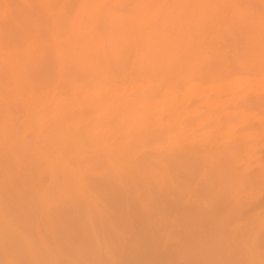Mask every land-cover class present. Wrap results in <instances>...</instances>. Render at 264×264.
<instances>
[{"label":"bare ground","instance_id":"6f19581e","mask_svg":"<svg viewBox=\"0 0 264 264\" xmlns=\"http://www.w3.org/2000/svg\"><path fill=\"white\" fill-rule=\"evenodd\" d=\"M21 1H23L22 6L16 0H0V153L5 157L3 161L0 160V177L2 176V181L8 180L10 184H13V180L15 179L24 181L28 176L33 177L31 171L28 170L29 165L23 159V154L19 148V143L26 138L19 135L21 134L19 127L22 124L19 121L24 119L23 124L26 120L29 127L32 128V142L38 149L37 153H40L39 156L43 160V171L48 174V183H50V185H46L47 187L42 185L36 186L41 203L35 209V230L38 240L41 241V245L45 248L46 252V254L40 253L41 261L48 263L47 258L50 255L52 259V262H49L50 264H61L63 259H65L63 262L68 261L65 254L62 255L65 258L63 257L62 260L58 259L61 254H59L61 251L59 243L61 241L63 243L62 233L66 234V228L70 227L68 229L73 232L75 230L73 226L74 222L76 221L75 226H77V223L82 221L81 219L85 221L86 214L95 220L98 219L103 224L104 221L102 219L106 216L105 212L110 209L114 211V216L121 222L123 230L127 231L129 229L127 232H121V230L118 231L119 228L115 229L114 227V230H117L116 234L119 233V240L121 238L119 237L120 235H123V238L129 237H126L128 239L125 242H128L129 245L128 243V246L123 244L122 247L121 242L124 241L122 239L123 241L119 242L121 247L123 249L126 247L130 251L132 249L133 252L131 253L136 254L137 252V257H140L144 264H165L168 257L165 256L166 260L163 263L164 257L163 259L160 257L162 253L159 256L161 251H159L158 257L156 252L153 251L152 240L150 244L149 239L154 240L153 233L159 232L157 230V232H153L157 226L160 227L162 224L159 221L162 219L159 217H164L162 222H168L165 218L168 216L169 219L170 215L168 214L171 213L167 212L166 209L170 207L168 210L170 211L172 205L174 206V204L181 202L180 199L183 196L179 194L183 193H181V187L179 189V184L180 182L184 183V181L181 180L183 178L181 176L183 171L180 172V170L184 167L185 162L178 152H173L170 155H168L169 153L165 154L163 158L160 157L162 160H160L161 164L159 168L164 177L172 184L171 189L162 193L146 186L147 190L141 192V187L139 188L137 185L136 179H145L147 174L156 168L152 165L153 162L151 163L148 160L142 161V157L140 158L142 162L131 160L132 157L130 156V159L129 151L133 143L137 144L135 141L139 139L138 137L141 139L142 134L143 136H147V134L143 133L144 130H141L142 125L138 124L140 123L138 120L142 122L143 119L148 118L150 113H152L148 109L152 110L151 105L154 104L152 102L155 99L154 95H156L155 92L157 91L152 90L154 91L153 94L149 89L153 86L171 88L178 80L185 79L187 75H192L193 71L199 70L201 62L203 63V60L207 58L209 53L215 56L217 64H215L214 69L211 68L213 71L210 73L212 75L210 76L211 78L209 77L210 82H216L218 85H220V81L225 79V75L228 77V72L234 69L235 66L242 68V66L246 67L248 64H257L259 67H264V14L262 11L264 10V0H138L137 3L131 1V4L132 2L134 4L129 7V10L119 14H114L115 10H113V12L115 11L114 13L110 12L107 10L108 8L106 9V6L105 9L102 8L104 7L102 3L106 0H76V7H72L74 10L71 13L70 9L72 8L68 6L71 4L70 0ZM107 3L103 4L106 5ZM111 5H107V7L109 6L110 8ZM67 6L70 7L69 11H67ZM256 7H262L260 12L255 11ZM229 49L231 51L233 49V51L229 53ZM129 64L135 67L133 75L135 74L136 78L134 76L135 81L132 79L134 81L132 87L138 89L139 92L134 89L135 95L131 96L130 92L132 88L128 92L131 95L129 94L127 97L125 94L126 97L124 96V98L121 97L123 93L120 95L121 89L117 90L119 92L118 95L112 86L111 88L115 91L112 89L111 94L109 91V94L104 92L106 97H109V100H111L108 104H113L112 102L120 104L117 107V104L114 103L117 109L116 111L112 109L115 113L109 119L111 123L109 121L106 122V120L104 121V126L105 123H110V125H116L113 127L118 128H116V134L115 132L112 134L114 136L117 135L115 139L100 140L99 138L100 141L94 140L91 137L90 139L88 136L92 132L94 124L92 127H87L86 124V127L82 128L83 133H75L74 131L70 142H67L66 138L64 139L65 141L60 140L61 138L59 137L66 134L61 129L60 117L62 119L66 118L65 120H69V118L70 121L73 120H71L70 115H67L68 113L64 114L63 108H61L62 110H58L59 107L53 111H50V109L47 111L45 103H49L48 100H52V104L55 101V108L62 103L61 107L65 105L64 109H66V104L74 102L72 101L73 97L66 94L69 87L70 89L73 88V91L81 90L80 92L84 94L81 93V95L87 97L86 95L90 90H102L106 87L104 82L107 84L110 76L112 77L109 71L124 69ZM84 72L89 75L87 74V76ZM232 72L233 70L230 73ZM206 76H208L207 73ZM129 81H131V78ZM129 86L127 87L130 88ZM61 88L63 90L58 94L59 91L55 90ZM111 88L109 87V89ZM54 91L59 95H57L58 97L55 96ZM73 91L71 92L70 90L69 92L76 96V92ZM80 92H77V94L81 98ZM102 92L103 90L101 94ZM98 93L95 92L98 95L97 99L100 97ZM79 97L77 96V98ZM93 98L91 100H96V98ZM76 99L75 101L77 102ZM87 100L88 98L83 99V101L88 103ZM91 100L90 102H92ZM103 100L101 104L104 102ZM76 102H74L75 107L79 104V102L77 104ZM90 102L86 103L88 107L92 109L93 107L97 108L99 104L97 103L98 100L96 105L93 103L94 101L91 105ZM148 103H150V107L146 109L144 106ZM212 103L214 102L212 101ZM42 104H45L44 108L40 107ZM105 104L104 109L106 108ZM75 107L73 109L76 110ZM67 109H70V107H67ZM104 109L103 111L99 109L100 112L98 109H93L96 110L93 113L99 112L98 114L100 115L102 111L105 114ZM112 110L109 112L111 115L113 114ZM86 113L88 114V112ZM96 113L95 115H98ZM47 114H49V117L51 115L50 120H46L48 118ZM106 114H108L107 111ZM90 115L88 114L87 116ZM84 116L79 115L78 119L80 117L81 121L85 124L83 118L88 119L87 116L86 118ZM43 117L46 122L48 121L47 123L44 120V122L42 121L43 124L41 123ZM91 117L93 116L91 115ZM154 117L150 118L154 120L156 119ZM76 118L75 116L72 117V119H75L73 121L75 123L78 121ZM150 118H148L147 122L150 121L151 123ZM111 119L115 120L118 126L115 122L113 124ZM61 121L63 122V120ZM79 121L77 124H81ZM17 122L21 123L19 127ZM143 122L145 125L147 124L144 120ZM134 123L138 126L133 125ZM88 124L91 125L90 122ZM126 124L133 125L134 128ZM66 125L69 127V123L64 126L62 125V127L64 128ZM148 125L151 124L148 123L147 127ZM137 127L141 128L142 134L140 133L141 131L137 132L139 130V128L135 129ZM77 128L79 129V127ZM130 128L131 130L133 129L132 132ZM78 129L75 130L77 131ZM154 129L158 130L155 127ZM96 130L97 128L93 131ZM108 132L110 131L108 130ZM104 135L107 137V131ZM90 151L91 153H89ZM92 153H97L98 155L95 156ZM156 162H158V159ZM189 167L191 166L189 165ZM87 168L95 170L97 176L95 178H86L87 175L85 176V172L83 171ZM42 176L39 174V182L42 180ZM39 182H33V184ZM11 187L14 188L15 185ZM6 194H9V192L6 191ZM11 195L16 197L15 203H17L21 193L16 188L15 192ZM184 207L182 209L187 210V212L190 211V206L184 205ZM162 209L165 213L161 212ZM185 210L181 211L184 216L187 213ZM179 211L177 213L182 214ZM159 212L161 214L160 216L158 215V220L156 216ZM144 218L147 219V221L145 220L147 224H145L146 222L144 223L146 227L138 226L143 222ZM148 220L151 221L149 222L151 224L148 223ZM119 221L117 222L119 223ZM148 224L154 227H149L147 226ZM163 225L161 229H164ZM72 226L74 230L71 229ZM80 226L79 228L82 229L84 225ZM79 228L77 229L80 230ZM158 229L161 230L160 228ZM72 232L70 234H77V231L75 234ZM104 233L108 235L105 230ZM68 236L70 235L68 234ZM67 239L66 242H69V237ZM72 239L74 238H71V243ZM129 241L132 243L131 247H129ZM62 243L61 247L63 248ZM154 243L156 244V241ZM110 245L112 243H109L108 246L110 247ZM157 245L158 248L159 245L161 246L159 243ZM126 249H124V252ZM64 250L63 248L62 252L65 253L66 251ZM76 250H80V248ZM111 250L113 249L111 248ZM262 250L264 251V249ZM126 251V253L129 252L128 250ZM67 254L70 253L66 252ZM170 254L172 253L170 252ZM45 255L48 256L46 257ZM132 255L134 256V254ZM249 256L250 264H261L262 259L260 261L259 258H263V256L257 249H253ZM70 257L69 255V259ZM112 257L114 258V256ZM173 259L176 261L175 258ZM128 260L129 264L130 259ZM7 262L8 259L6 260ZM123 263L122 261L120 264Z\"/></svg>","mask_w":264,"mask_h":264},{"label":"rangeland","instance_id":"374dc122","mask_svg":"<svg viewBox=\"0 0 264 264\" xmlns=\"http://www.w3.org/2000/svg\"><path fill=\"white\" fill-rule=\"evenodd\" d=\"M16 1L21 3V6L23 5V1ZM75 1L76 0H70L69 2L71 4H69L68 6H71V8L74 6L75 8L77 4L76 2L79 0H77L76 2ZM119 1L106 0L103 3L108 2L109 4L107 3L105 5L102 3V6L104 5V7L102 8L105 9L106 6V9L108 8L107 10H109L110 12L114 13L116 11L114 14H119L127 12L129 10V7L132 4L137 3L138 0H136V2L135 0ZM131 1H134V3L132 2L131 4ZM107 5H111L110 8L109 6L107 7ZM74 8L70 9V7H68L67 11H69L70 9L71 13ZM121 8L123 9V11ZM261 9L262 7H256L255 11L257 10L258 12H260ZM113 10L115 11L113 12ZM262 11L264 14V10ZM239 46L241 45L239 44ZM232 51L231 49H229V53ZM214 57L215 56L210 55L209 53L207 58L204 59L206 62L204 60L203 63L201 62L199 70L193 71L192 75H187V78L185 79L178 80L174 85L171 86V88L169 87V89L164 88L163 86H159V88L156 86H153L154 88L151 87L149 91H157L155 92L156 95H154L156 101L155 99L154 101L152 100L153 102L151 101L155 105L150 102L152 104L151 109L153 111L150 109H148V111L152 112L149 116L152 118L155 116L154 118L156 119L153 120L148 116V118L151 119V123L150 121L147 122L148 118L143 119L145 123L147 122V124H151L148 125V127L147 124H144L143 120L142 122L141 120H138V122L140 123L136 122L140 124V126L142 125V129L139 128L140 126L135 128L136 130L139 128L137 132L144 130L143 133H145V135L147 134V136H143L142 131L140 132L142 134V137L141 139L140 137H138L139 139H136L137 141H135L137 144L133 143L132 147H130L131 149L129 151V157L131 156V160H135L138 162L146 160L151 161V163H154H152L154 168H156L151 173L149 172L145 179H136L137 185L139 186V188L141 187V192L147 190L146 186H149L152 189H155L156 191L162 193L166 190L171 189L172 184L166 179V177H164L162 171L159 168L161 164L160 160H162L163 155H167L168 153V155H170L173 154V152H178L181 154V158L185 162L184 167H182L180 170V172L183 171L182 175H180L183 177L181 180L184 181V183L180 182L179 184V189L181 187L180 190L181 193H183L179 194L183 196L180 199L181 202L179 204H174V206L172 205L170 211H168L170 207L166 209L167 212L171 213H166L171 217H169V219L168 216L167 218H165L166 220H168V222H162L164 217L162 218L160 214L161 212H164L163 209L161 212H159V214H157L156 218L160 216L159 218H161L162 220H159V218L158 220L161 221L162 224L160 225V227L156 225L157 228H155L153 232L159 231L160 233H153L154 240L149 239V242L151 244L152 240L153 251L156 252L157 256L159 254V251H161L159 256L162 253L160 257H162L161 259H163L164 257L163 263L165 262L166 257H168V262L166 261L165 264H250L251 262H249V255H251L253 249H257L261 253L263 258L261 257L259 258V260L262 259V261L260 260V263L264 264V251L262 250L264 249V67H259V65L257 64H248L246 65V67L242 66V68L235 66L236 68L234 67L235 70L232 69V73H230L232 70L228 72L229 78L227 77V75H225V79L220 81V85H218L216 82H210V76H212L210 73H212L214 67L217 65L216 58ZM134 68L135 67H132V65L129 64L126 65V68L124 67V69H113L118 73L113 70L109 71L112 77L110 76L107 84L106 82H104L106 87L102 89L103 95L101 94L102 90L92 89L90 90V92H88L87 95L85 94L87 97H83L84 94L83 92H80L81 90H74L76 92V96H74L73 93L69 92L70 90L72 92L73 88L70 89L69 87V90H67L68 92L66 91V94L70 97H73L72 101L74 102H76L75 99L77 98V96L79 97L77 92H80L81 98L79 97L80 99H76V104L79 102L76 107L75 103L72 102L70 104H66L68 108L70 107V109H67V107V110L64 109L65 105L61 107L62 103L61 105H58L57 108H55V101H53L52 104V100H48L49 103H45V108H47V111L49 109L50 111H53L54 109H58L59 107L60 108L58 110H62L61 108H63L64 114L68 113L67 115H70L71 120L73 121H75V119H72L73 116H75V118L77 117V120L79 115L84 116L85 114L84 117L86 118V116L88 114L90 115L91 113V115L94 117H91V115L87 116L88 120L83 118V120H85V124L79 117L78 121L80 120L79 122H81L83 126L80 123V125L77 124L78 121L77 123H75L73 121H70V118L69 120H65L66 118L62 119L60 117V122L63 126L69 123V127L68 125H66L63 128L61 125L62 131H64L66 134H63L65 137L63 135L59 137L61 138L60 140H64L66 138V141L70 142L72 140L71 135H73L74 131L75 133H83V129L84 127H86V124L87 127H92V125L94 124L92 127V132L89 133V138L91 137L97 141L99 140V138L100 140L115 139L117 135L114 136L112 134H114V132L116 134L118 128L113 127L116 125L111 124V126V122L109 121V119L114 115V111H116L117 109L115 108V104H117V102H112L113 104L115 103L114 105L111 103L108 104L109 102H111V100H109V97H106L104 92L108 93L109 91L110 93L113 89L111 88L112 86L114 87L117 92L116 94L118 95V91L121 89L120 95H122L123 93V96H121L123 98L124 96L126 97V95L128 97L130 93L132 94L130 95L133 96L135 88L132 87V83H134L135 81L134 76L136 78V75H133V73L135 72ZM112 72L114 73V75ZM206 73L208 76H206ZM85 74L87 75L88 73ZM101 78L104 79L103 77ZM130 78L131 81H129ZM128 85H130V88L127 87ZM120 86L122 87L120 88ZM109 87L111 89H109ZM123 88L124 90H122ZM131 89L132 91L128 93ZM61 90L63 89L61 88L55 91H59L58 94H60ZM137 90L138 89H135V91ZM154 91H152L153 94ZM95 92H99L98 94L101 98L99 97L97 99L96 97H98V95L95 94ZM81 93L83 95H81ZM135 93L137 94V92ZM54 94L55 96L58 95L56 92ZM90 94L91 96H89ZM103 97L106 99L107 103L105 99L103 100ZM84 98H88V103L90 102L91 98H96V100L91 101H94L93 103H95L96 105V102L98 100L97 103H99L100 105L98 104L97 108L93 107V109H98V111L99 109L103 111L104 104L106 103L105 105L107 109H104L105 114L101 111V114L99 115V111L97 113L95 112L96 114H98L95 115V113L93 112L96 110L88 107V103L83 101ZM80 100H82L83 102H80ZM102 100L105 103L103 102L101 104ZM212 101L214 103H212ZM92 102H90V105ZM150 103H148L144 107H146L147 109L148 107H150ZM45 104H42L40 107L44 108ZM71 104L74 105L76 110L79 106L81 108L79 107V111H76L75 109H73L74 107H72ZM119 106L120 104L118 103L117 107ZM111 110L113 111L112 115L109 114ZM106 111L108 112V114H106ZM86 112H88V114ZM107 115L109 118L106 117ZM47 116H45V118H47L46 120H48L49 118L51 119V115L49 117V114H47ZM45 118H42L41 123L43 120L46 122ZM23 120L19 121L22 122V124L17 122L18 127L21 124V127H19V130L21 129V134H19L21 135L20 137H26L24 138V140L21 139L23 142L21 141V143H19V148L23 154V159L26 160L27 164L29 165L28 170L31 171L33 177L31 178L30 176H28L24 181H18L15 179L13 180V184H10L8 180L2 181V176L0 177V264L46 263L45 261H41L42 258H40V253L46 254V252L45 248L41 245V241L38 240L35 230V209L38 207L39 203H41L39 192L37 191L38 189H36V186L42 185L44 187H47L48 185H50V183H48V174L43 171V160L39 156L40 153H37L38 149L32 142V128L29 127L28 121L26 120L23 124ZM61 120H63V122ZM105 120L106 122L109 121L110 123H105L104 126ZM86 121L88 123L90 122L91 125ZM111 121H113V124H117L115 120L111 119ZM136 123H134L133 125H137ZM126 125L128 126L129 124ZM133 125L129 126L134 128ZM151 126H154L158 130H155L154 127L152 128ZM70 127L74 129H71ZM77 127H79V129ZM80 128L83 129L81 130ZM95 128H97V130L93 131L95 130ZM107 128L110 132H108ZM113 128L117 129L114 130ZM75 129L81 131H76ZM132 130L130 128L131 132ZM145 130L146 132H148L146 133ZM104 131H107V137L104 135ZM152 131L156 132L153 133ZM134 132L137 133L135 130ZM148 133H150L151 135ZM99 134L102 135L100 136ZM67 137L70 138L68 139ZM89 153H91V151ZM98 154L95 153L94 155L96 156ZM141 157L142 161H140ZM4 158V155L0 153V160L3 161ZM155 158L156 160L158 159V162H156ZM189 165L191 167H189ZM83 172H85V176L87 175L86 178H95L97 176V174H95L96 171L92 169L90 170L89 168L85 169ZM39 174L43 175L40 182ZM33 182L39 183L33 184ZM226 184L228 185V187ZM14 185V188L11 187ZM16 188L19 189V192L21 193V196L18 199L17 203H15L16 197L11 195L15 192ZM6 191H8L10 195L6 194ZM184 205L188 207L190 206V211H188L192 213L187 212ZM181 206L185 209L180 208ZM179 210H185L187 212L185 213V216L188 213L190 215L188 214L185 217L184 214ZM178 211L183 215L180 213L178 214ZM107 212H109L108 214L110 215H108ZM113 213L114 211L110 209L105 212L106 216L103 215L104 217L102 219L104 221H102L103 224L98 219L95 220L87 216V214L85 213L86 216L85 214L84 216L86 218L84 219L86 220L84 221L83 219H81L83 221L82 224L85 227L81 224L82 221L77 223V226H75L76 221L74 222L73 226L75 227V230L73 226L71 227V229H73L75 232L70 231V227H67V231H65L67 236L65 233H62L63 243L61 240H59L61 241L59 243L61 250L59 254H61L58 259L62 260L63 257L65 258L66 256V260L68 259L69 262H63L65 261V259H63V263L61 262V264H90L91 261V264H120L122 263V261L124 262L123 264H128V259H130L129 264H136L137 261V264H140V262L141 264H144L142 263V259L140 257H137V252L136 254L131 253L133 252L132 249L130 251V249H126L125 246L124 249L128 250L129 252L126 253V250L124 252V249L122 247L123 244H126V246L129 245L128 242V245L127 243H125L129 237L126 236L128 237L126 239V237L123 238V235H120L119 237L121 238L119 240V233L116 234L117 230H114V227L115 229L119 228L118 231L121 230V232H127L129 229H126L127 231L123 230V228L121 227V222L117 219L116 216H114ZM166 214L164 215L166 216ZM116 220L119 221L120 224ZM145 220L147 221V219L144 218L143 222L141 223L142 225L139 224L138 226L146 227L145 224H147V222ZM149 222L151 221L148 220V223ZM149 224L147 226H149ZM162 225L164 229H161ZM79 226H83L82 229L79 228ZM151 226L152 225H150L149 227ZM77 228H79L80 230H78ZM103 228L108 233V235L104 233ZM158 228H160L161 230H159ZM110 230L114 232L112 233V231ZM76 231L77 234H75ZM71 232L75 235L70 234ZM63 234L65 235V237ZM68 234L70 236H68ZM124 235L126 234L124 233ZM68 237L70 240L69 242H66L68 240ZM72 237L74 239H72L71 243L70 241ZM120 241L124 242H121L122 247L119 243ZM155 241L156 244L154 243ZM61 243L63 244L62 246L65 249L64 251L70 253L67 254L68 256L66 255V252H62L63 248L61 247ZM109 243H112V245L115 244L116 247L115 245H110V247L113 249L111 250V248L108 246ZM158 243L161 244L162 247L159 245L158 248ZM131 246L132 243L130 242L129 247ZM155 247H157L158 249ZM77 248H80V250H76ZM174 248L175 250H173ZM169 249L171 250L169 251ZM163 252L165 255L163 254ZM170 252L173 255L170 254ZM64 254L65 256H62ZM132 254H134V256ZM69 255L71 256L70 259ZM50 256L47 258L48 263L46 264H50V261L52 262ZM112 256H114V258ZM106 258L107 260H105ZM121 258L125 259L122 260ZM173 258H175L176 261ZM7 259L8 262L6 263ZM43 259L45 260V258ZM88 259L91 261L89 262ZM109 259H111L112 261H109ZM171 259H173L174 263L173 261H171Z\"/></svg>","mask_w":264,"mask_h":264}]
</instances>
